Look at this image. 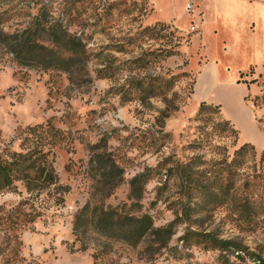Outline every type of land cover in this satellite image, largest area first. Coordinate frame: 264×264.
I'll use <instances>...</instances> for the list:
<instances>
[{"label":"rangeland","instance_id":"1","mask_svg":"<svg viewBox=\"0 0 264 264\" xmlns=\"http://www.w3.org/2000/svg\"><path fill=\"white\" fill-rule=\"evenodd\" d=\"M77 1L0 0V11L11 16L7 30L26 22L34 4L45 3L63 26L84 37L87 50L71 79L61 70L20 66L0 52V151L20 149L27 128L37 127L35 134L51 150L59 175L56 185L32 193L23 182H17V191L0 193V206L23 202L31 218L11 229L0 225V247L7 249L0 264H259L254 258L264 257V199L256 221H243L237 211V188L264 168L258 164L264 151V107L254 108L245 99L260 86L230 81L235 67L245 62L242 51L235 53L229 71L222 41L213 39L204 52L198 32L191 30L194 16L185 0H91L87 10L73 14ZM112 2L117 3L109 9ZM194 12L199 15L198 0ZM174 17L177 23L163 21ZM166 50L175 53L163 57L159 52ZM204 61L221 65L220 82L195 89ZM104 66L111 77L97 76ZM251 69L253 75L241 76ZM151 76L164 78L158 82L164 91L135 98L134 82L146 84ZM252 78L264 80V64L240 71L236 81ZM203 101L221 106L238 130L236 141L223 130L218 113L196 119ZM249 107L254 119L248 117ZM244 142L254 145L255 155L238 171L227 203L192 215V223H176L170 247L144 255L145 242L133 247L112 240L108 253L95 258V235L88 232L82 239L74 232V217L87 203L100 209L137 202L140 207L132 211L150 213L156 227L169 224L191 200L188 185L223 194L225 166ZM140 174L135 193L142 188L141 196L131 198V180ZM190 231L238 242L242 251L206 249L181 239Z\"/></svg>","mask_w":264,"mask_h":264},{"label":"trees","instance_id":"2","mask_svg":"<svg viewBox=\"0 0 264 264\" xmlns=\"http://www.w3.org/2000/svg\"><path fill=\"white\" fill-rule=\"evenodd\" d=\"M91 0H78L73 6V14L81 13L91 5ZM117 2H112L109 9L113 8ZM31 12L27 14L28 20L23 24L7 30L6 23L10 21L11 16H5V11H0V52L11 56V61L23 67L38 69H56L61 70L73 78V75L79 71L87 57L86 43L84 37L73 33L62 22L55 19L51 13L48 4H34ZM126 11V10H125ZM72 12V11H71ZM129 13V11H126ZM159 25H165L164 22H158ZM163 57L173 55L174 50L160 51ZM254 74V70L248 73H241V76ZM97 76L100 78L111 77L106 72V67L97 70ZM261 76V75H260ZM164 78L151 76L146 78V84L138 80L134 82V97L143 99L146 95L162 93V83ZM249 85L258 83L260 91L252 96L248 94L245 99L252 102L254 108L264 107V80L258 78L243 80ZM171 83V79L166 80V85ZM132 95V94H131ZM213 111L219 114L220 125L224 131L237 140L238 130L233 126L230 119L225 118L221 112L219 104L201 102L196 119H204ZM208 125L210 122H207ZM28 134L21 137L20 149H13L5 146L0 151V193L17 191V182H23L32 193L36 189L56 185L59 182V175L50 157L51 150L45 149V143L39 135L36 136L37 127L29 126ZM52 128L45 127L44 130L52 131ZM252 155H255L254 145L250 142H244L234 149L231 160L228 162L225 173V183L223 194H210L206 191V186L200 184L188 185L189 197L191 200L182 208L180 215H177L169 224L155 226L153 216L148 212L140 214L131 210L133 206L140 207V204L134 202L124 206H103L100 209H93L87 203L73 220V229L76 235L82 239L88 232L94 234L95 243L93 256L101 257L108 253L110 242L112 240H122L129 245L136 247L145 242L144 255L146 251L162 250L170 247V239L174 234V225L176 223H192V215H198L205 211H212L214 207L227 203V195L234 188V178L239 170L245 167L250 161ZM256 162V160H255ZM257 163V162H256ZM263 168L264 151L258 163ZM143 174L135 176L132 180L131 198L141 196L142 188H139V194L135 193V184ZM233 184V185H232ZM58 187H61L59 185ZM237 189L239 193V203L237 211L245 222L256 221L259 216L261 202L264 199V168L262 171L255 172L250 178L246 179ZM229 191V192H228ZM197 199V200H192ZM21 202L12 208L6 209L0 206V225L5 224L6 229L15 228L23 223L30 221L28 214ZM264 205V204H263ZM140 211V210H138ZM1 229V228H0ZM146 238L147 245H146ZM181 239H192L193 243L203 245L206 249H233L235 252H241L242 246L238 242L219 238L211 232L190 231ZM6 248L0 247V254L6 253ZM145 257V256H144ZM259 264H264V257L254 258Z\"/></svg>","mask_w":264,"mask_h":264},{"label":"crops","instance_id":"3","mask_svg":"<svg viewBox=\"0 0 264 264\" xmlns=\"http://www.w3.org/2000/svg\"><path fill=\"white\" fill-rule=\"evenodd\" d=\"M198 12L202 17L198 37L204 45V52L213 39L216 42L222 41L225 57L230 58L224 68L229 71V65L236 59L235 53L242 51L245 62L235 67V76L230 81L233 84L248 85L244 81H236V76L249 67L264 64V0H198ZM171 20L177 23L179 18L163 21ZM221 72V65L217 61H204L198 71L195 89L199 85L218 84ZM249 111L251 113L248 117L254 119V110L249 107Z\"/></svg>","mask_w":264,"mask_h":264},{"label":"built area","instance_id":"4","mask_svg":"<svg viewBox=\"0 0 264 264\" xmlns=\"http://www.w3.org/2000/svg\"><path fill=\"white\" fill-rule=\"evenodd\" d=\"M195 3H196V0H187L186 8H187L188 13L194 16L193 21H192L191 30L195 32H199L200 26L202 23V17L200 15H197V16L195 15V12H194Z\"/></svg>","mask_w":264,"mask_h":264}]
</instances>
